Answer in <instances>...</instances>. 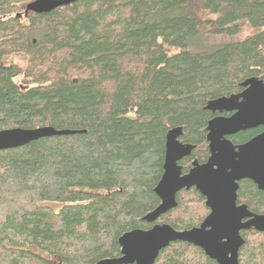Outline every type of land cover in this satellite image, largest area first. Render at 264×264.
Returning <instances> with one entry per match:
<instances>
[{"label":"trees","instance_id":"1","mask_svg":"<svg viewBox=\"0 0 264 264\" xmlns=\"http://www.w3.org/2000/svg\"><path fill=\"white\" fill-rule=\"evenodd\" d=\"M28 1L0 0V129L79 131L0 150V264H96L151 225L168 129L194 145L185 172L207 154V100L264 80V0H77L24 15ZM244 22L251 34L224 39ZM237 201L264 212L250 181ZM207 211L191 187L156 222L185 229ZM240 234L239 264H264V231ZM153 264L217 262L176 240Z\"/></svg>","mask_w":264,"mask_h":264},{"label":"water","instance_id":"2","mask_svg":"<svg viewBox=\"0 0 264 264\" xmlns=\"http://www.w3.org/2000/svg\"><path fill=\"white\" fill-rule=\"evenodd\" d=\"M74 1L77 0H30L23 14L47 12ZM240 84L241 91L209 99L205 104L211 111H232L228 116L217 115L208 120L206 139L210 155L206 161L193 160L187 171L182 172L179 161L191 154L194 145L179 140L181 126L168 129L162 173L153 188L159 203L142 216L151 225L123 232L118 237L119 254L102 258L96 264H153L159 251L176 240L200 247L217 264H239L238 252L244 243L240 231L250 228L264 231V212H253L245 203H237L236 192L242 178L251 179L264 191V131L238 145L224 137L240 129L264 125V80L250 76ZM77 131L49 125L0 129V150L39 137ZM192 186L204 197L208 208L202 221L185 229L156 222L160 215L176 206V194Z\"/></svg>","mask_w":264,"mask_h":264},{"label":"flooded vegetation","instance_id":"3","mask_svg":"<svg viewBox=\"0 0 264 264\" xmlns=\"http://www.w3.org/2000/svg\"><path fill=\"white\" fill-rule=\"evenodd\" d=\"M242 88H243V86H242ZM241 88V89H242ZM210 111V113H211V117L208 119V120H210L212 117H214V116H217V115H223V116H228V115H230L231 113H232V111H225V110H222V111H211V110H209ZM208 122V121H207ZM248 129H254V130H256L253 134H251L250 136H248L246 139H243V140H239V138H237L236 136V134L238 133V132H241V131H244V130H248ZM264 131V125H258V126H255V127H253V128H246V129H240V130H238V131H236V132H234V133H231V134H227V135H225L224 137H226V138H228L234 145H238V144H242V143H244V142H246L247 140H249L250 138H252L254 135H256V134H258V133H260V132H263ZM206 134H207V130H206ZM237 141H239V142H237ZM206 147H207V154H206V157H205V160L204 161H206L207 160V158H208V156L210 155V151H209V148H208V141H207V139H206ZM194 149V148H193ZM192 149V150H193ZM193 160H196V161H198L197 160V158H193L192 159V161ZM204 161H202V162H204ZM199 162V161H198ZM250 181V182H252L256 187H257V185H256V183H254L251 179H248V178H242V179H240L239 181H238V188H239V184L240 183H242V182H244V181ZM192 188L193 189H195L197 192H199L195 187H193L192 186ZM238 188H237V190H236V192H238ZM258 188V187H257ZM259 189V188H258ZM259 190H261V189H259ZM262 191V190H261ZM264 192V191H263ZM237 203H240V202H238L237 201ZM207 207V206H206ZM208 209V208H207ZM207 213H208V211H207ZM242 231V230H241ZM240 231V232H241Z\"/></svg>","mask_w":264,"mask_h":264},{"label":"rangeland","instance_id":"4","mask_svg":"<svg viewBox=\"0 0 264 264\" xmlns=\"http://www.w3.org/2000/svg\"><path fill=\"white\" fill-rule=\"evenodd\" d=\"M253 30L254 29L248 23L244 22L242 24L241 30L236 35H233V36H230V37H226L224 39H230L231 40V39H235V38H243L244 36H247V35L251 34L253 32ZM13 59L15 61H18L19 57L16 55V56H14ZM21 63H22V61H21ZM19 78H21V76ZM53 205L54 206H58L59 203H54Z\"/></svg>","mask_w":264,"mask_h":264},{"label":"bare ground","instance_id":"5","mask_svg":"<svg viewBox=\"0 0 264 264\" xmlns=\"http://www.w3.org/2000/svg\"><path fill=\"white\" fill-rule=\"evenodd\" d=\"M211 98V97H210ZM14 148V147H13Z\"/></svg>","mask_w":264,"mask_h":264}]
</instances>
